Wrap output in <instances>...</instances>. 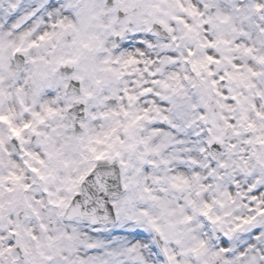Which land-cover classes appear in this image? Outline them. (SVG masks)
I'll return each instance as SVG.
<instances>
[{
    "label": "snow or ice",
    "instance_id": "6c2138e0",
    "mask_svg": "<svg viewBox=\"0 0 264 264\" xmlns=\"http://www.w3.org/2000/svg\"><path fill=\"white\" fill-rule=\"evenodd\" d=\"M0 264H264V0H0Z\"/></svg>",
    "mask_w": 264,
    "mask_h": 264
}]
</instances>
